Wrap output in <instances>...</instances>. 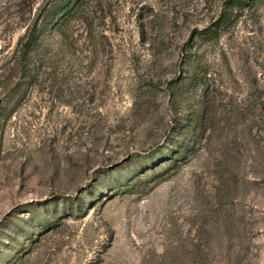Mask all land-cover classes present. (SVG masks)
Masks as SVG:
<instances>
[{
	"label": "rangeland",
	"instance_id": "rangeland-1",
	"mask_svg": "<svg viewBox=\"0 0 264 264\" xmlns=\"http://www.w3.org/2000/svg\"><path fill=\"white\" fill-rule=\"evenodd\" d=\"M224 1L105 0L22 58L47 0H0V264H264V0L196 40Z\"/></svg>",
	"mask_w": 264,
	"mask_h": 264
},
{
	"label": "trees",
	"instance_id": "trees-1",
	"mask_svg": "<svg viewBox=\"0 0 264 264\" xmlns=\"http://www.w3.org/2000/svg\"><path fill=\"white\" fill-rule=\"evenodd\" d=\"M105 0H47L38 12L34 28L26 31L20 43L19 52L22 58L30 51V45L34 43V34L39 35L41 28L57 30L62 36L70 30L75 20H83L85 30L93 32L96 20L106 16L103 2ZM249 0H226L217 14L212 26L204 27L197 31L196 40H209L217 37L219 30L232 19V8L243 6ZM99 14V16H98ZM214 26V27H213ZM176 131V130H175Z\"/></svg>",
	"mask_w": 264,
	"mask_h": 264
}]
</instances>
